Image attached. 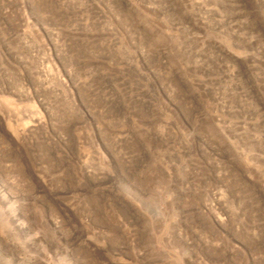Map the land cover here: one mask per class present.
I'll return each mask as SVG.
<instances>
[{"label":"rangeland","instance_id":"rangeland-1","mask_svg":"<svg viewBox=\"0 0 264 264\" xmlns=\"http://www.w3.org/2000/svg\"><path fill=\"white\" fill-rule=\"evenodd\" d=\"M0 264H264V0H0Z\"/></svg>","mask_w":264,"mask_h":264}]
</instances>
